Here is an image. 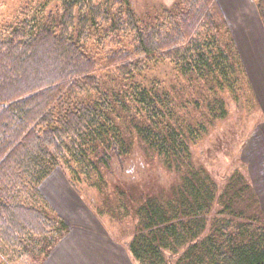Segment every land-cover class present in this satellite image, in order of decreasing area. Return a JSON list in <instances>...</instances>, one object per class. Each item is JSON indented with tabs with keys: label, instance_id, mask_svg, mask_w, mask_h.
<instances>
[{
	"label": "trees",
	"instance_id": "1",
	"mask_svg": "<svg viewBox=\"0 0 264 264\" xmlns=\"http://www.w3.org/2000/svg\"><path fill=\"white\" fill-rule=\"evenodd\" d=\"M255 1L264 26V0ZM153 61L208 82L221 75L230 89L234 76L247 79L218 0H178L150 23L127 0H63L46 20L0 28V253L31 264L49 255L69 225L42 183L64 168L105 188L112 156L122 161L130 152L116 110L130 104L144 117L134 125L140 140L181 177L170 194L147 197L138 209L133 260L264 264L260 193L239 173L221 187L194 163L208 123L191 122L158 85L134 81ZM111 72L124 82L125 99L102 83ZM209 109L213 119L229 112L222 99Z\"/></svg>",
	"mask_w": 264,
	"mask_h": 264
},
{
	"label": "rangeland",
	"instance_id": "2",
	"mask_svg": "<svg viewBox=\"0 0 264 264\" xmlns=\"http://www.w3.org/2000/svg\"><path fill=\"white\" fill-rule=\"evenodd\" d=\"M62 1L0 0V28L15 25L24 17L30 19L36 16L46 20L49 12L62 11ZM95 1L104 3L106 0ZM127 1L141 22L150 23L160 16L164 9L173 7L178 0ZM232 2L234 12L249 11L247 8L249 5L245 0ZM254 2L257 8V3L255 0ZM26 7L29 8V12L22 16L26 13L24 12ZM225 19L233 36L231 24L226 17ZM246 75L247 79L241 75L233 77L234 87L231 88L235 93L233 94L221 75L217 83L208 82L193 74L182 75L169 62L153 61L144 72L135 76L134 81L149 88L158 85L160 90L170 92L177 105L183 106L182 112L191 122L206 121L207 133L192 148L194 163L204 167L221 187L233 173L247 177L253 183L256 192L260 193L264 210V111L256 99L248 73ZM220 81H224L223 85ZM102 83L110 94H118L125 99L124 82L113 72L103 74ZM218 99L225 101L229 111L224 119H213L209 111L210 105ZM116 110L119 115L117 122L122 125L126 140L130 143V152L122 161L112 156L111 170L105 173L106 187L102 186L99 189L92 184L96 178L89 180L74 169L61 168L70 185L67 188L71 196L67 197L66 201L67 190L63 184H58L53 188L54 195L52 193L49 197L58 207L60 212L50 202L59 214L64 213L65 209L66 211L70 209L66 207L68 205L72 208L90 210L91 215L99 219L107 232L128 248V244L138 231L137 211L145 199L170 194L174 187L178 186L181 177L180 174L167 170L159 156L138 137L134 125L144 121L143 115L130 104L124 110L117 106ZM46 187L49 189L48 184ZM70 212L72 211H68V214ZM260 217L264 224V215ZM45 259L38 261V264H43ZM50 262L57 264L53 259ZM0 264L31 262L11 260L0 253Z\"/></svg>",
	"mask_w": 264,
	"mask_h": 264
},
{
	"label": "crops",
	"instance_id": "3",
	"mask_svg": "<svg viewBox=\"0 0 264 264\" xmlns=\"http://www.w3.org/2000/svg\"><path fill=\"white\" fill-rule=\"evenodd\" d=\"M248 12H234L232 0H218L219 5L231 24L233 36L242 56L256 99L264 111V26L254 0H245ZM231 2V3H230ZM255 35V36H254ZM258 35V39H257ZM254 36V37H253ZM254 39V40H253ZM48 184L49 189L46 187ZM65 186L66 201L69 198V183L61 169H55L41 185L47 199L56 185ZM49 194V195H48ZM64 201V200H63ZM70 208L60 215L69 225V233L53 248L43 264L53 259L57 264H134L127 247L107 232L99 219L90 210ZM68 211H72L68 214ZM60 212V211H59ZM55 256V258H54Z\"/></svg>",
	"mask_w": 264,
	"mask_h": 264
}]
</instances>
